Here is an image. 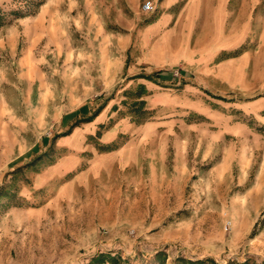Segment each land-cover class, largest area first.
I'll use <instances>...</instances> for the list:
<instances>
[{
  "label": "rangeland",
  "instance_id": "rangeland-1",
  "mask_svg": "<svg viewBox=\"0 0 264 264\" xmlns=\"http://www.w3.org/2000/svg\"><path fill=\"white\" fill-rule=\"evenodd\" d=\"M144 1L0 0V264L264 260V22Z\"/></svg>",
  "mask_w": 264,
  "mask_h": 264
},
{
  "label": "crops",
  "instance_id": "crops-1",
  "mask_svg": "<svg viewBox=\"0 0 264 264\" xmlns=\"http://www.w3.org/2000/svg\"><path fill=\"white\" fill-rule=\"evenodd\" d=\"M196 1H198V2H196V4L199 5L198 6L199 10H202L198 13L200 15H202L203 18L205 19V22H204L205 24H210V23L213 24L212 21H215V20H224L226 23L227 19L235 18L234 24L243 25L244 24L243 20L248 18V17H253L254 22H256V21L264 22V8L256 10V8H259L258 7L260 5L259 1H257L255 3L257 5L254 8H251L249 6H244L243 2H241L239 0L238 2L233 3L232 6H230L229 10H228V7H224L223 4H221V3L219 4L217 2L214 3V2H209V1L201 2L199 0H196ZM194 3L195 2L192 0H189L186 2L187 8L189 9L188 18H190V16H191V13H192L191 8H192V4H194ZM163 5H164L165 9H164L162 15L163 16H166V15L169 16L170 11H169V13H166V10H170V7H167L170 4H163ZM202 6H205V8ZM219 6L221 7V9L218 8ZM71 7H73V6H71ZM91 7L94 8L95 6L92 5ZM172 18L174 21L173 26L179 25L181 22V11L176 12V13L174 11L172 13ZM78 22H79V20H78ZM235 31H236V28L234 29V32ZM262 31L263 32L261 34L260 40L264 39V28L262 29ZM125 47L126 46H124V49L128 50V46L126 48Z\"/></svg>",
  "mask_w": 264,
  "mask_h": 264
},
{
  "label": "trees",
  "instance_id": "trees-1",
  "mask_svg": "<svg viewBox=\"0 0 264 264\" xmlns=\"http://www.w3.org/2000/svg\"><path fill=\"white\" fill-rule=\"evenodd\" d=\"M41 3V2H40ZM5 13L1 10L0 8V24L4 22V15ZM162 71H153V73H150V74H141V73H136L134 74L133 76H145L146 78H151L152 76H156L158 75L159 73H161ZM139 89H142V92L145 91L146 88H144V83H139ZM141 92V93H142ZM140 91L136 93V96H139L140 94ZM144 100L143 99H136L135 101H133V103H135V105L139 104H143ZM98 109L95 111L97 112ZM94 112V113H95ZM91 115L90 116H86L82 119L86 120V119H90ZM69 131V129L65 130L63 133H67ZM110 261L111 263L113 264H122L118 257L115 255V254H111V253H104V252H101V253H98L97 255L95 256H92L89 264H98V263H102L104 261ZM176 264H218L212 257H209V256H206V257H201V258H196V259H190V258H186V257H183V256H179L176 258ZM236 264H264V260H256V259H249V258H246L244 261L242 262H238Z\"/></svg>",
  "mask_w": 264,
  "mask_h": 264
},
{
  "label": "built area",
  "instance_id": "built-area-1",
  "mask_svg": "<svg viewBox=\"0 0 264 264\" xmlns=\"http://www.w3.org/2000/svg\"><path fill=\"white\" fill-rule=\"evenodd\" d=\"M141 8L144 11H151L154 9V3L152 0H145L142 5ZM176 75H178V72L176 71L174 74H172L173 77H176ZM228 226V223H226V227Z\"/></svg>",
  "mask_w": 264,
  "mask_h": 264
}]
</instances>
